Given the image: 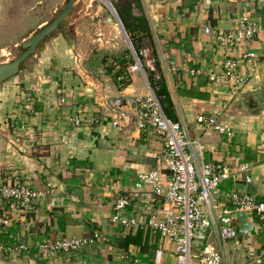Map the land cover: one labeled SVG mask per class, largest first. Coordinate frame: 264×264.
Returning a JSON list of instances; mask_svg holds the SVG:
<instances>
[{"label": "crops", "instance_id": "1", "mask_svg": "<svg viewBox=\"0 0 264 264\" xmlns=\"http://www.w3.org/2000/svg\"><path fill=\"white\" fill-rule=\"evenodd\" d=\"M66 1L0 0V52L51 23ZM111 1L115 15L100 0H77L66 20L67 34H55L43 52L53 66L41 67L35 81L24 71L21 83L13 79L0 86V185L29 184L45 193L31 212H21L11 204L3 207L10 224L2 230L1 243L5 247L24 244L32 253L0 254V264H177L176 246L170 240L148 227L125 229L111 222L120 198L129 199V215L149 221L159 199L149 188L137 190L138 177L149 172L165 179L168 175L160 158L161 143L137 130L132 123L133 108L124 106L129 119L119 130L113 126L117 113L108 105L117 98L147 95L151 88L157 95L158 85L151 83V75L165 81L175 121L187 138L202 144L204 162L223 165L233 173L221 185L223 192L237 189L264 201V99L259 92L264 88V1L139 0L129 10L124 9L127 0ZM116 4L129 28L135 26L133 18L146 20V26L131 34L141 40V50H150L155 72L131 70L134 58L116 19L121 21ZM245 15L257 25V36L232 49L224 47L220 36L239 30ZM88 18L90 31L86 29ZM206 29H211L210 35ZM86 36L102 48L104 43L109 45L104 52L101 47L98 50L102 62L92 64L93 53L79 46ZM247 52L257 58L244 65L250 80L238 94L224 83L209 82L208 74L219 73L225 59H238ZM121 71L129 85L124 84ZM250 87L252 92L239 101L241 92ZM32 93H37L40 104L36 116L28 118L21 104ZM77 112L87 119L97 117L99 122L75 128L70 119ZM201 116L215 118L232 135L199 124ZM16 123H29L30 129L17 131ZM189 152L199 166L198 150L192 146ZM244 163L252 165L251 184L245 183V174L235 173L237 165ZM219 202L206 241L196 244L192 264H203L198 256L206 243L222 249V264H264V231L257 219L236 212L225 195ZM223 225L237 228L238 238L221 244ZM94 234L100 240L80 255L43 260L34 250L42 241Z\"/></svg>", "mask_w": 264, "mask_h": 264}, {"label": "built area", "instance_id": "2", "mask_svg": "<svg viewBox=\"0 0 264 264\" xmlns=\"http://www.w3.org/2000/svg\"><path fill=\"white\" fill-rule=\"evenodd\" d=\"M251 2L264 0H250ZM112 10V9H111ZM114 13L115 15V11ZM206 34H211V29H206ZM258 34V27L250 21L248 16L242 19L239 30L221 35L220 40L224 47L232 49L243 41H251ZM134 63L133 72H155V63L150 60V50L142 49L139 53L130 46ZM257 55L252 52L243 54L242 57L227 58L222 62V70L219 73H209L208 79L212 84H226L231 87L233 93L240 92L249 82L250 76L244 69V65L255 62ZM193 75L199 72L192 71ZM159 79V76L157 77ZM67 103L62 99L61 103ZM109 107L115 112L116 118L113 126L122 130L129 117L124 111V106L132 107L134 115L132 123L142 134H149L162 145L160 154L168 175L165 179L160 173L149 172L139 175L137 190L149 188L159 199L158 208L152 213L149 221L136 218L128 212L129 199L120 198L114 205L111 222L125 229L148 227L156 235L170 240L176 246L177 264H192L194 249L197 242L206 241L207 233L212 228L217 210L221 206L219 200L223 195L229 201L234 210L240 213H248L254 216L261 230L264 231V201H258L255 196L233 189L224 193L221 185L229 179L233 173L223 165H214L204 162L203 146L197 141L187 138L182 125L170 119L157 97L155 89L151 88L147 95L133 96L130 98H117L108 102ZM72 126L81 128L93 126L99 122V118L87 119L80 112L71 118ZM197 122L205 127H214L219 133L231 136L232 133L218 125L213 117H198ZM198 150L201 164L196 166L192 160L189 149ZM252 170L249 163L239 164L236 174H245V183L251 184L252 179L248 175ZM45 193L39 192L29 184H2L0 185V254L29 255L32 249L24 244L16 243L14 246L5 247L1 243V233L4 227L10 224V220L2 213L7 204L14 205L21 212H31ZM229 214V212H225ZM239 236L237 228L223 225L219 230L221 244L236 240ZM100 240L99 234L93 237L75 238L65 237L57 241H42L35 245L37 256L43 260L56 259L60 255H80L90 252ZM33 250V251H34ZM199 260L203 264H222L224 253L222 249L213 243H206L201 248Z\"/></svg>", "mask_w": 264, "mask_h": 264}, {"label": "rangeland", "instance_id": "3", "mask_svg": "<svg viewBox=\"0 0 264 264\" xmlns=\"http://www.w3.org/2000/svg\"><path fill=\"white\" fill-rule=\"evenodd\" d=\"M101 4L103 3L105 6L104 8L105 9H110V4L109 2L112 4L113 6V3L111 0H100ZM97 5V4H96ZM114 7V6H113ZM111 17V15H109ZM90 19L88 18L87 21H86V29H88L90 31ZM116 25L117 27L118 26V23L116 22ZM102 30V29H101ZM107 33L108 35H111L112 34V30H104L103 29V33ZM60 33H63V34H67V22L65 21L63 26L61 27V30L60 32H56L55 34H60ZM53 34L52 36L48 37L39 47H38V50L36 51V53L34 54V56H32L31 58H29L23 65V68H22V72H27L28 73V76L31 77V80L32 81H35L34 80V75L36 72H38V70H40L41 67H44L43 69H45L46 67H50V66H53L52 64V59H48V56L44 55L43 56V52L44 50L49 47L51 45V40L53 38V36L55 35ZM87 37V36H86ZM78 44H80L79 46L84 49V50H87L90 53H93V55L95 56L93 59H92V64H98L99 61H103L104 58H100V52L98 51L99 49H101V45L98 43V42H94L92 41V39H90L89 37H87L84 41H80L78 42ZM105 46H109V45H106V43H104ZM145 45H148V43H145ZM105 46H103L102 50L103 52L106 51V48ZM101 47V48H100ZM101 51V50H100ZM102 52V51H101ZM22 53V49H21V43L17 44V45H13V46H10L8 47L7 49H5V51H1L0 52V64H3V63H10L12 62L13 60H15L20 54ZM150 60H153L152 56H151V52H150ZM110 57V56H109ZM108 57V58H109ZM107 58V59H108ZM54 60V59H53ZM115 62L116 59H113ZM110 59L107 60L108 63H110ZM42 62V63H41ZM55 63V62H54ZM55 65V64H54ZM56 66V65H55ZM92 66H97V65H92ZM156 68V67H154ZM14 79V80H13ZM7 82H10V81H16V82H19L21 83L20 81H22V76H21V73L18 74V76H16L15 78H13ZM19 79V80H18ZM5 82V83H7ZM3 85V84H2ZM1 86V85H0ZM37 94V93H36ZM36 94L32 93V95H29L26 97L25 99V102L23 104H21V107L23 108V112H25V114L28 116V118H33L36 116V114L38 113V104L39 103V99L37 98ZM62 101V100H61ZM60 101V103H61ZM62 104V103H61ZM65 103H63L62 105H65ZM81 113V112H80ZM83 116L84 113H81ZM86 117V116H85ZM72 118V117H71ZM71 120V119H70ZM30 124L29 123H23L21 124L20 126L16 123V126L14 127L17 131H20V132H23L27 129V126L28 128L30 129ZM25 133V132H24ZM27 133V132H26ZM38 191V190H37ZM41 192V191H39Z\"/></svg>", "mask_w": 264, "mask_h": 264}, {"label": "water", "instance_id": "4", "mask_svg": "<svg viewBox=\"0 0 264 264\" xmlns=\"http://www.w3.org/2000/svg\"><path fill=\"white\" fill-rule=\"evenodd\" d=\"M77 0H67L65 6L60 11V13L53 19V21L38 31H36L32 36H30L28 39H26L23 43H21V49L22 53L12 62L10 63H3L0 64V85L4 84L5 82L15 78L18 76L19 73L22 72V68L24 63L34 56L36 51L38 50V47L50 36L55 34L57 31L61 29L64 22L67 20L68 16L72 12V9L74 8ZM114 10V9H113ZM118 20V23L124 32L128 43L130 46L133 47L129 37L127 36V33L121 24V21ZM264 88L260 89V93L262 94L260 98L264 99ZM252 92V88L250 87L247 90H243L240 94V99L245 100V98L248 97V95Z\"/></svg>", "mask_w": 264, "mask_h": 264}, {"label": "trees", "instance_id": "5", "mask_svg": "<svg viewBox=\"0 0 264 264\" xmlns=\"http://www.w3.org/2000/svg\"><path fill=\"white\" fill-rule=\"evenodd\" d=\"M133 2H135L138 5L139 0H137V1L127 0V5H125L124 9H126V10L131 9V5H132ZM115 8H116V10H117V12H118V14L120 16V19H121L122 23L124 24V26L126 28V31L130 35V38H131V40L133 42L132 44H133L135 50L139 53L140 50H141V48H140L141 40H138L135 35L133 36V34H131V30H132V32H134V30H137V29H140V27L142 28L143 26H146L147 25L146 20L144 18H133V24H135V26H134V28L131 29V27L129 28V25L126 24L125 19L121 15L120 6L116 4ZM145 32H147V33H145ZM145 32H144V34L146 36H149L148 35L149 34L148 31L146 30ZM119 74L122 77V80H123L124 84L125 85H129V81L127 80L128 77H126V73L121 71V73H119ZM149 74L151 75L153 73H149ZM152 77H154V76L151 75L150 81H151L152 84L154 83V81L157 82V85H158L157 96L160 99L161 105H162L166 115L170 119L175 121V118H174V106H173L171 97L169 95V92H168V89H167L165 81L162 80L161 77L158 80H155Z\"/></svg>", "mask_w": 264, "mask_h": 264}, {"label": "bare ground", "instance_id": "6", "mask_svg": "<svg viewBox=\"0 0 264 264\" xmlns=\"http://www.w3.org/2000/svg\"><path fill=\"white\" fill-rule=\"evenodd\" d=\"M109 1V0H108ZM109 4H110V9H112L113 10V8H112V5H111V3L109 2ZM109 10V9H108ZM113 12H114V10H113Z\"/></svg>", "mask_w": 264, "mask_h": 264}]
</instances>
